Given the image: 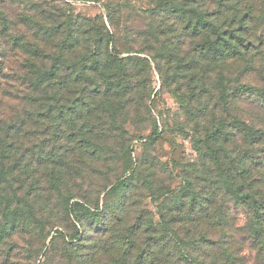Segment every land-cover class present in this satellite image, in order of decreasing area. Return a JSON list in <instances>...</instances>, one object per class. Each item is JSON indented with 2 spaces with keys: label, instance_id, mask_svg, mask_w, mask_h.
Masks as SVG:
<instances>
[{
  "label": "trees",
  "instance_id": "16d2710c",
  "mask_svg": "<svg viewBox=\"0 0 264 264\" xmlns=\"http://www.w3.org/2000/svg\"><path fill=\"white\" fill-rule=\"evenodd\" d=\"M145 1L143 13L153 22L123 28L133 37L123 44L112 0L103 4L112 13L109 28L103 17L94 18L98 41L92 39L98 31L83 26L63 0H28L30 9L14 19L0 9V239L18 236L30 252L37 246L43 264L56 253L65 255L63 264H264V0ZM97 43L100 48L92 46ZM125 52L133 55L127 59ZM141 55L161 75L166 57L182 59L189 72L195 58L226 59V78L219 67L217 76L203 74L196 85L210 82L230 119L208 127L204 138L193 129L195 173L181 177L178 193L158 185L166 169L161 161L159 170L151 167L155 160H145L135 169L101 171L89 155L105 137L95 141L89 127L107 123L114 108L134 117L118 121L116 139L124 146L151 118L153 91L122 89L136 75L125 62L137 67L147 61ZM181 94L190 113L195 93ZM239 99L246 105L241 120L233 111ZM67 125L78 134L70 137ZM166 134L156 124L146 143ZM147 198L162 199L156 211ZM226 203L244 208V225L235 224ZM187 206L194 215H185Z\"/></svg>",
  "mask_w": 264,
  "mask_h": 264
},
{
  "label": "rangeland",
  "instance_id": "374dc122",
  "mask_svg": "<svg viewBox=\"0 0 264 264\" xmlns=\"http://www.w3.org/2000/svg\"><path fill=\"white\" fill-rule=\"evenodd\" d=\"M63 1L66 2V7L70 8L72 13H75L81 18L83 26L89 24L93 28L92 33L98 31L97 35L94 34L92 36L93 41H98L100 30L98 23H94V18L103 17V21L109 28L112 13L108 14L106 12L107 9L103 6L105 1L108 0ZM112 1H115V5L112 6V16L116 23L121 27L118 29V32H122L118 33V36L122 38V44L130 42L133 39L132 35L124 34L123 28L132 26L133 28L146 29L148 24L153 22V19L150 16L143 13V10L147 8L145 0H132L133 5L126 8L117 3V1L124 2L125 0ZM28 5V0H0V9L3 10L5 14L7 13L10 19H14L20 12L30 9ZM58 5L62 6L63 4L59 3ZM2 20H4V18L0 14V24ZM97 21L102 23L100 19ZM21 27L22 31H24L25 27L22 25ZM92 46L100 48L98 43ZM112 46L113 44L110 42L109 49H112ZM66 47L71 48L70 41L66 44ZM123 47L127 50L129 49L128 45H124ZM131 55H133V53L125 52L122 56L127 57L128 59ZM141 56L145 57L147 61H141V64L137 67H134L135 65L131 63L125 62L124 67H126V71L133 72V68H136V75L134 76L135 79L132 77H126L125 81H123L124 87L122 89L125 90V94H127L130 89H138L139 91L152 90L153 93L151 99L148 101V105L151 108V118H149L147 122L145 121L142 123V128L135 138H133L132 143L129 146H124L123 144L121 145L120 140L116 139L118 137V133L116 132L118 121L124 118L133 119L134 117L132 114L125 116V111L119 110L118 107L114 108V115H107V118L109 119L107 123L102 122L98 125L96 122V126H94L93 129L89 127L92 132L90 137L93 136L95 141L100 139L99 137H101L102 132H105V137L98 143L100 149L95 154L90 152L89 155L98 160V162H94V168H99L101 171H108L109 169L120 171L127 167L135 169L139 161L145 160H149L150 162L155 160V163L152 164L151 167L159 170L158 164L159 161H161L166 169L161 174L160 184L158 185H163L167 191L170 189H176L177 191L175 193H178L182 191L181 189L183 187L181 186V177H187V175L195 173V161L197 160L198 151L197 143L195 142L196 138L194 139L192 137V133H195L193 129L197 131V135L204 138V134L208 127L210 130L213 127H216L218 120L230 119L231 112L227 110V107L223 103H219V93L212 88L210 82H206L205 86L196 85V82L199 81L203 74L207 75V77H210L211 75L217 76L220 73L218 71L219 67L222 68L221 74L226 78V59L224 62L221 60L213 61L210 57L195 58V72H189L185 70L186 63L183 62L182 59L177 60L172 57H166V66L161 75L152 58H149L146 55ZM198 62L205 65L208 69H205L202 66L198 68V64H196ZM183 90L189 91L192 95L195 93L194 96L196 103L193 104L190 113L185 112L184 109L186 102L181 94V91ZM208 90H210L209 93L206 92ZM199 92L203 94L202 100L196 99V97L198 98L199 96ZM118 95L117 99H125L127 97L123 94ZM245 106L246 105H244L243 100L241 99L236 103V107L233 111L239 120L244 119ZM206 121L209 122L207 123ZM156 124L165 128L168 131V134L156 143L147 144L146 137L152 133ZM69 126L70 125H67V134L70 135V137H73L76 131L78 134V130L74 131L69 128ZM49 134L51 135V132H49ZM75 139L76 138H74V140ZM237 139H241L238 134ZM69 150L70 148H67L64 152L70 154ZM156 162L158 164H156ZM172 170H174V172H172ZM101 171L94 173V179L98 177V174ZM128 174H131V172ZM193 189L195 190V186ZM169 197H171V195ZM161 201L162 199L154 201L152 198H147L145 199V204L148 206L149 210L156 211V205L161 203ZM230 208H232L231 214L235 217V224L238 226L244 225L246 222L244 208L237 204H232L230 206L229 203H226L225 209ZM3 209L2 192L0 191V236L5 230ZM194 214L195 212H192L189 206H187L185 215L190 217ZM6 249L7 252H5ZM26 249L28 248H26L25 243L18 236H14L7 243L5 239L1 238L0 264L44 263L45 258L42 253L38 255L37 246L34 247L32 252L27 251ZM242 250V255H249L250 249L246 245ZM114 254V252L109 253L111 256ZM64 256V254L56 253L48 264H63V261H65L64 259H66Z\"/></svg>",
  "mask_w": 264,
  "mask_h": 264
}]
</instances>
